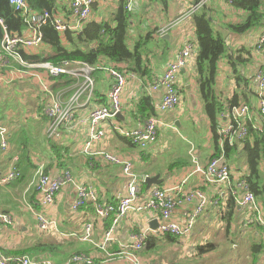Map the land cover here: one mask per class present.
<instances>
[{"label": "crops", "instance_id": "1", "mask_svg": "<svg viewBox=\"0 0 264 264\" xmlns=\"http://www.w3.org/2000/svg\"><path fill=\"white\" fill-rule=\"evenodd\" d=\"M215 1H220V3ZM226 2H223V0H214L213 2L217 10L221 11L220 17L228 20L239 19L242 16L241 12L230 9L229 3ZM117 3L118 0H95L96 6L93 8L90 19L109 20L118 7ZM193 3H195V0H135L136 8L131 23L132 41L138 39L139 35H141L140 23H143L147 18H154L152 28L158 25L162 28L171 23L173 19L180 17L184 12V8H189ZM63 6H66L65 8L67 9H61L63 8L61 7V13H70V7L65 3H63ZM142 16L146 17L143 18ZM138 21L140 23L136 26ZM261 32L262 29H258L240 36L229 34L227 40L230 49L229 53L236 56L241 54L243 59L247 60L245 64H240L239 66L243 76L250 77L252 80L250 90L246 88V92L250 98L248 104H251L253 110L252 121L255 127L257 126L260 129L263 128L264 121L257 114L259 98L252 92H256L254 77L262 61L255 51L256 39ZM191 35L196 40L193 23L187 20L181 26L173 27L167 33L161 34L163 41L153 40V44H151L153 52L150 54V66L153 68V74L152 79L148 80L150 84L147 85L139 76L129 84L123 94L125 107L122 111V116L111 118L104 123L107 134L104 140L99 143L98 148L131 158L135 163L136 172L141 176L154 177L159 174L165 180L164 183L160 184L161 187H174L189 178L186 184L187 189L199 188L208 195L210 200H214V198L220 199V203L210 205L204 211L203 216L193 229V234L185 237L184 240L179 238L178 244H182V248L185 249H181L185 253L192 254L190 253L192 248L198 247L199 249V246L211 244L212 250L219 246L224 247V251L221 249L223 254L218 259V264H264V252L260 253L258 258L253 257L252 253L254 243H264V229L259 226H254L253 228L245 227V212L239 205L235 210L234 220L228 222V214L226 212L229 208L228 201L231 196L229 187L220 182L210 183L202 172H195V174L191 175V172L195 171L197 166L206 167L216 152L211 124L206 117L205 111L204 115L207 119L210 137L208 152L203 151L201 147L193 148L188 146L181 137V133L186 126V108L194 109L201 106L204 108V102L200 98L197 89L195 57L180 72L179 89L182 102L173 111L160 114V117L165 120L167 125L161 128L158 142L146 149H142L131 140L122 137L124 135L122 131L135 129L143 125L146 120L138 116L134 117L131 114V109L143 92L147 90L152 95L156 108L162 101L163 90L152 92L151 86L155 79L162 76L169 61L176 58L184 44V38ZM249 50L252 55L249 54ZM44 52L49 54L52 49L46 46ZM219 72V89L223 91L222 95L219 96L223 100L231 99L236 91H242V86L238 85L233 75L232 66L228 64L227 60L223 61ZM94 78L96 89L92 101H88L79 107L73 123L64 125L60 138H53L52 140L64 146L62 151L63 158L68 160L69 168L67 169L72 171L77 183L90 182L94 185L98 196L103 201L119 202L127 190V178L122 172V167L108 163L101 156L91 157L83 151L88 132V123L82 120L87 119L93 108L98 105H106L109 102L108 94L112 85V80L105 70H97L94 73ZM56 87L64 89L66 95L72 94L74 90L70 85L62 84L60 86L56 85ZM40 91L39 85L35 84L30 78H22L11 84L4 83V86L0 88V119L8 125L10 132V149L8 152H2L0 142V177L4 175L8 168L9 157L11 155L20 156L23 148L29 150L31 159L37 165L43 163L47 168L53 162V166L48 168L49 173L58 174L63 170H59L57 163L53 159L51 160V144L47 140L49 138L46 135L50 122L48 117L45 114L46 117L43 115V95ZM243 102L245 101L243 100ZM227 121V118L223 119L222 125L226 124ZM28 131H34L40 143L48 144L45 146L41 145L40 150L31 147V139L29 137L26 141L24 139ZM20 135L22 137L21 142L17 140ZM234 143L235 140H232L231 144ZM242 148L243 145L238 143L237 149L232 151L231 156L226 158L235 183L240 178L246 177L249 171L248 161L242 152ZM20 160L23 161L21 157ZM187 161L189 163H186ZM34 173L35 170L29 171L23 176L22 180H14L9 184L0 185V211L12 212L14 218H16L15 224L6 228L5 232L0 235V248L4 253L8 250L29 248L35 244L43 245L44 243H49L53 245L51 248L46 246L43 249L31 250L26 253L46 255L44 258L52 260L55 264H66L74 252L84 251L94 256L97 264H127L125 261L117 259L113 254L132 244V233L135 232L136 227L140 228V230L145 227L151 228V221H159L160 214L158 212L150 211L131 214L122 221L116 240L107 249L98 248L81 239L82 231L85 223L92 222L94 224L96 243L101 244L105 231L103 229L104 220L99 219L89 207L81 208L77 212L72 210L71 205L76 199V191L75 185L70 184L62 189L57 195L54 205L48 210V216L53 217L58 222V232L41 234L38 232L37 219L31 210L33 208L39 211L42 200L41 196L31 185ZM148 190L141 192V199L148 197ZM195 205L196 202L185 203L177 207L173 213V220L180 223L185 222ZM73 241L77 242V247L71 251H65L66 247L63 244ZM225 246L227 247L225 248ZM71 252L73 253L64 259ZM140 255L143 264H149L148 259L142 253ZM204 256L207 257L206 259H211L208 257V253L204 254ZM44 258L36 257V259Z\"/></svg>", "mask_w": 264, "mask_h": 264}, {"label": "built area", "instance_id": "2", "mask_svg": "<svg viewBox=\"0 0 264 264\" xmlns=\"http://www.w3.org/2000/svg\"><path fill=\"white\" fill-rule=\"evenodd\" d=\"M211 0H198L191 4L189 8H184L180 17L172 20L167 26L163 27L160 34H165L173 27H178L183 22L190 20L191 15L208 5ZM10 4L21 11L26 23V30L23 33H11L3 24L5 34L0 44V88L5 84H11L22 78H30L35 84L39 85L43 95V113L49 119L48 134L53 138H60L64 125L73 123L76 112L83 104L92 101L96 89L94 73L97 70L108 72L112 85L108 94V104L98 105L90 111L86 120L88 132L83 151L89 156H101L108 163L122 167V172L127 178V190L120 198L118 204L103 201L97 194V190L90 182L77 183L70 169H63L61 173L53 174L46 172L45 165L38 166L33 176L31 185L41 196V209L39 211L31 208L37 219L38 232H58V222L53 217L48 216V210L56 200L57 195L62 189L70 184L75 185L76 199L72 202L71 208L77 212L81 207L88 203H93L96 216L99 219L112 218V224L103 233L101 244L96 243L94 235V224L88 222L84 224L81 239L93 244L98 248L107 249L115 240L122 221L131 214H138L153 211L160 214L158 228L153 230L145 227L139 232L132 233V244L125 246L119 252L113 254L119 260L127 264H143L140 255L147 244V238L151 235L165 236L172 234L181 240L193 234V229L204 211L214 204L220 203L219 198L210 200L207 194L199 188H186L189 178H186L174 187L153 186L148 190V197L141 199L142 185L148 176H141L135 170V163L131 158L123 157L120 154L102 150L98 148L99 143L104 140L107 132L104 123L111 118H116L117 112H122L125 104L123 94L129 84L138 78L134 72L127 71L117 65L99 63L89 64L85 61H67L59 64L51 61L31 62L19 54L20 49L26 51H45L42 25L51 23L57 31L65 33L67 31H77L84 27L85 22L89 21L93 12L95 0H63L62 3L70 7V13L57 14L48 10L35 11L30 8L27 0H9ZM126 8L134 12L135 0H127ZM255 51L262 59L260 68L254 77L256 81V93L259 98L257 114L264 121V30L256 39ZM184 44L179 50L176 58L169 61L162 76L154 80L151 91L163 90L162 101L157 106V114L146 118L143 125L132 130L122 131L135 145L146 149L155 145L159 140V132L166 126L160 114L173 111L182 102L179 89V76L192 58H196L199 51L198 42L191 36L184 38ZM5 69V70H3ZM61 76H68L75 80L73 93L67 94L61 87H56L57 81ZM253 110L251 104L243 103L240 105L229 106L227 111L222 113L223 118H227L226 124L222 125L219 133L224 139L242 141L247 138V124L252 120ZM9 127L4 121L0 120V142L1 150L6 153L10 149ZM224 142V140L222 141ZM9 164L4 175L0 177V185L9 184L19 178L20 156L11 155ZM206 175L210 183H223L228 186L230 193L234 194L237 204L244 209L246 220L245 227L253 228L259 226L264 229V212L261 208L255 193L250 190V186L245 177L234 182L230 166L226 161L224 152L219 156H214L206 167L197 166L195 171ZM195 208L190 212L187 220L183 223L173 220V213L177 207L185 203H195ZM12 212L0 211V235L6 228L15 224ZM97 264L95 257L82 251L75 253L66 264ZM0 264H55L52 260L36 259L30 255L5 254L0 248Z\"/></svg>", "mask_w": 264, "mask_h": 264}, {"label": "trees", "instance_id": "3", "mask_svg": "<svg viewBox=\"0 0 264 264\" xmlns=\"http://www.w3.org/2000/svg\"><path fill=\"white\" fill-rule=\"evenodd\" d=\"M63 0H27L30 8L35 11L48 10L57 14L61 9H67L63 6ZM198 1V0H195ZM229 3V8L241 12V17L237 20L221 18V11L217 10L214 5V0H211L208 5L201 10L194 12L191 15V23H193L196 42L199 45V51L196 56V80L198 94L204 102V111L206 117L211 124L212 136L214 137L216 152L213 156H219L224 152L226 158L231 156L232 151L237 149L238 143L243 145L242 152L248 161V175L245 177L250 190L255 193L256 198L264 211V126L262 129L255 127V124L250 120L247 124L248 134L247 138L242 141L235 140L231 144L230 139H224L220 135L219 129L221 127L223 118L221 115L227 111L228 105H240V103H249L250 98L246 92V88L250 90L251 79L243 76L241 73L240 64H245L247 60L243 59L241 54L231 55L228 47V35L234 36L245 35L250 31L262 29L264 30V0H223ZM127 0H118L117 9L114 15L109 20L105 19H89L85 22L84 27L77 31H67L61 33L57 31L55 26L51 23L42 25L43 39L45 46L50 47L52 52L26 51L20 49L21 54L25 59L31 62L51 61L54 64H59L64 60L78 61L82 60L92 65L99 63L114 64L118 67L136 73L147 85L150 84L148 80L152 79L153 68L150 66V54L153 52L151 44L153 40L163 41L160 34V27L155 26L145 34L139 35L138 39L132 41V20L134 12H130L126 8ZM212 2V3H211ZM220 3V1H215ZM96 6L95 3L92 5ZM69 14V13H67ZM211 17V18H210ZM11 33H23L26 30V23L21 11H17L9 2V0H0V44L5 34L3 24ZM133 44V45H132ZM249 54L252 55L250 50ZM241 53V51H239ZM224 59V60H223ZM227 60L228 64L232 66L233 75L237 80L239 86H242L241 92H234L231 99L223 100L219 95L223 91L219 89V71L223 61ZM105 61V62H104ZM2 67H0V70ZM5 70V69H3ZM57 85H75V80L68 76H61L57 80ZM146 89V88H145ZM255 94L256 92H252ZM243 100L245 102H243ZM108 104V103H107ZM157 108L152 95L146 90L140 96L138 101L131 109V114L134 117L138 116L146 119L157 114ZM44 115V113H43ZM45 116V115H44ZM46 117V116H45ZM1 120V119H0ZM24 135V134H23ZM22 135V136H23ZM121 135V134H120ZM24 137V136H23ZM123 138L128 139L125 135ZM28 140V134L24 137ZM22 141L21 135L17 139ZM223 147H222V141ZM52 150V157L58 165V169L69 168V163L66 158H63L64 146L57 141L49 140ZM21 144V143H20ZM20 157L23 161L20 163L21 174L16 180H22L27 172L38 168L30 156L29 150L22 149ZM185 161V160H182ZM186 163H189L188 161ZM176 164V163H175ZM52 164L45 168H51ZM174 167V166H173ZM147 191V183L142 185V193ZM118 204V201L111 202ZM227 219L228 222L234 220L235 210L238 207L234 194L231 193L228 201ZM89 207V209L96 214L93 203H88L81 208ZM112 224V218L104 220L103 229L106 230ZM140 228L136 227L135 232H139ZM179 237L172 234L165 236H155L154 234L147 238L145 247L146 253L149 251H157L159 243L166 241L167 243L176 244ZM51 248L53 245L49 243L34 245L29 248L19 250H8L5 254L24 255L31 250ZM201 253H208L212 251V245L207 244L199 246ZM264 252V243L256 242L252 246L253 257H257ZM143 253V252H142ZM144 254V253H143Z\"/></svg>", "mask_w": 264, "mask_h": 264}, {"label": "rangeland", "instance_id": "4", "mask_svg": "<svg viewBox=\"0 0 264 264\" xmlns=\"http://www.w3.org/2000/svg\"><path fill=\"white\" fill-rule=\"evenodd\" d=\"M139 16L141 17V15ZM146 16H142V17L144 18ZM156 18L157 16L155 17V20ZM153 19L154 18H147L143 23H140V21L136 23V26L139 25L140 23V32H142L141 34H145L146 32L152 29ZM162 28H160L159 30L161 31ZM130 33L132 35V30L130 31ZM185 118H187L186 126L181 133V137L188 144V146H191L193 148L201 147L203 151L208 152L210 137H209L207 119L205 118L204 115V108L202 106L194 109L186 108ZM46 135L48 136L49 139L51 140L53 139V137L49 136L48 132L46 133ZM28 137L31 139L30 140L31 147H35V149L40 150L41 145L45 146L48 144V143L44 144L43 142L40 143V141L37 140L38 137L34 131H28ZM76 146L79 147L78 144H76ZM77 245L78 244L76 241L63 244V246L66 247L65 251L66 250L71 251L72 249L76 248ZM226 247L227 246H225V248ZM181 248H182V244H178V242L176 244H172V243L170 244L167 243L166 241H162L161 243H159L157 251H149L150 253H146L144 252L145 251L144 250L142 251L144 254L142 252L141 253L142 255H144V257H146V259H148L149 264H218L219 262L218 259L221 257V255L223 254L222 252L224 251V247L222 248V246H219L218 248L208 252V257H210L211 259H206L207 257L204 256V254L207 253H201L198 247L191 249L190 253L192 254L185 253L183 251L185 248L184 249L182 248L183 250ZM221 249H223V251H221ZM72 253L73 252L66 255L64 259L68 258ZM75 253H79V251L74 252L71 256H74ZM25 254L30 255L31 257L34 258L36 257L44 258L46 256V255L30 254V253H25Z\"/></svg>", "mask_w": 264, "mask_h": 264}, {"label": "water", "instance_id": "5", "mask_svg": "<svg viewBox=\"0 0 264 264\" xmlns=\"http://www.w3.org/2000/svg\"><path fill=\"white\" fill-rule=\"evenodd\" d=\"M120 116H122V112H117L116 117H120ZM164 181H165L164 178H162L159 174H157L154 177L149 176L146 180L147 189H151L153 186L160 185V184L164 183ZM158 225H159V221H157V220H153L150 222V226L153 230L157 229Z\"/></svg>", "mask_w": 264, "mask_h": 264}]
</instances>
